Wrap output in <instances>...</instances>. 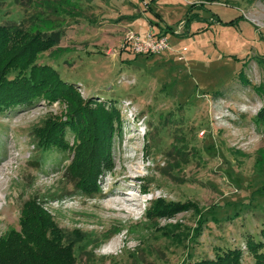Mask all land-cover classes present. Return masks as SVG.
<instances>
[{
    "label": "rangeland",
    "instance_id": "1",
    "mask_svg": "<svg viewBox=\"0 0 264 264\" xmlns=\"http://www.w3.org/2000/svg\"><path fill=\"white\" fill-rule=\"evenodd\" d=\"M2 24L57 33L36 63L83 101L113 103L121 125L87 194L68 171L74 149H42L35 135L67 119L65 101L0 111V240L22 232L35 199L75 264H189L234 248L254 264L245 243L264 226V0H0ZM157 24L172 29L166 51L123 49L126 31ZM65 138L78 144L67 128ZM160 204L172 211L155 214Z\"/></svg>",
    "mask_w": 264,
    "mask_h": 264
},
{
    "label": "trees",
    "instance_id": "2",
    "mask_svg": "<svg viewBox=\"0 0 264 264\" xmlns=\"http://www.w3.org/2000/svg\"><path fill=\"white\" fill-rule=\"evenodd\" d=\"M188 22L189 19L185 20L183 27ZM157 25L162 34L172 31L168 26ZM58 40L57 33H30L16 25H0V111L26 106L41 98L49 102L65 101L67 119L49 118L35 135L42 149H74L68 171L78 178L80 189L91 194L98 189L97 176L110 161L111 139L115 129H120V115L113 103H107L108 106L106 102L97 103L92 98L83 101L74 82L62 79L53 66L36 63L37 55L50 49ZM263 113L264 106L258 112V119L264 118ZM66 128L78 140L74 147L69 146L65 138ZM161 204L155 214L168 215L172 210ZM176 205L172 208L175 212L184 206ZM22 213V232L12 231L0 240V264H75L69 247L60 244V230L52 225L49 214L35 199L25 202ZM260 235L262 240L254 241L248 237L245 243L254 264H264V226ZM241 255V249H228L216 253L213 259L189 264H240Z\"/></svg>",
    "mask_w": 264,
    "mask_h": 264
},
{
    "label": "built area",
    "instance_id": "3",
    "mask_svg": "<svg viewBox=\"0 0 264 264\" xmlns=\"http://www.w3.org/2000/svg\"><path fill=\"white\" fill-rule=\"evenodd\" d=\"M123 49H128L135 55H157L169 48V40L167 34L149 27L143 35L128 30L122 39Z\"/></svg>",
    "mask_w": 264,
    "mask_h": 264
},
{
    "label": "bare ground",
    "instance_id": "4",
    "mask_svg": "<svg viewBox=\"0 0 264 264\" xmlns=\"http://www.w3.org/2000/svg\"><path fill=\"white\" fill-rule=\"evenodd\" d=\"M124 194L126 195V193L123 192V193H122L123 198L118 199V201H121L122 203L125 202V204H126V202H129L130 200H129L128 198H125V197H124V196H125ZM132 200H133V199H132Z\"/></svg>",
    "mask_w": 264,
    "mask_h": 264
},
{
    "label": "crops",
    "instance_id": "5",
    "mask_svg": "<svg viewBox=\"0 0 264 264\" xmlns=\"http://www.w3.org/2000/svg\"><path fill=\"white\" fill-rule=\"evenodd\" d=\"M154 27V26H153ZM157 31V30H156Z\"/></svg>",
    "mask_w": 264,
    "mask_h": 264
}]
</instances>
